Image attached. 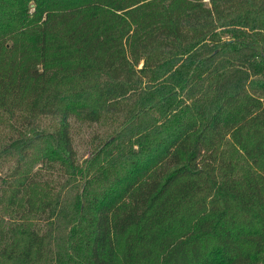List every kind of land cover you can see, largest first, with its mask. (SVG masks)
Listing matches in <instances>:
<instances>
[{"label":"trees","instance_id":"obj_1","mask_svg":"<svg viewBox=\"0 0 264 264\" xmlns=\"http://www.w3.org/2000/svg\"><path fill=\"white\" fill-rule=\"evenodd\" d=\"M0 264H264V0H0Z\"/></svg>","mask_w":264,"mask_h":264},{"label":"rangeland","instance_id":"obj_2","mask_svg":"<svg viewBox=\"0 0 264 264\" xmlns=\"http://www.w3.org/2000/svg\"><path fill=\"white\" fill-rule=\"evenodd\" d=\"M207 1V0H205ZM105 124H86L72 120V138L78 161H83L106 137Z\"/></svg>","mask_w":264,"mask_h":264}]
</instances>
